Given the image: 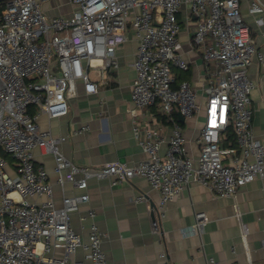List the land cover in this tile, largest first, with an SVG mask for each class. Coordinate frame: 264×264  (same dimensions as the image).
<instances>
[{
  "label": "built area",
  "instance_id": "obj_1",
  "mask_svg": "<svg viewBox=\"0 0 264 264\" xmlns=\"http://www.w3.org/2000/svg\"><path fill=\"white\" fill-rule=\"evenodd\" d=\"M242 1L74 0L78 8L71 16H50L38 0L6 1L0 14V264H84L75 257L79 247L90 264H107L105 232L96 210L81 216L90 220L87 241L71 223L72 213L90 200L87 189L93 178L115 185L146 177L160 193L153 208V232H160L167 204L191 182L230 197L255 178L264 179V140L253 133L254 82L248 73L254 57L263 61L264 53L251 36ZM185 4L197 18L194 42L214 67L202 96L188 80L177 84L174 73L175 67H189L178 50V16ZM246 9L262 24L264 0H249ZM129 23L140 42L130 112L134 134L147 156L136 162L77 164L62 150L67 137L42 129L38 118L66 114L80 87L86 94L98 92L91 75L118 69L116 51L128 39ZM156 103L169 116L174 110L184 117L203 114L197 157L177 122L165 154L160 153L166 140L163 126L148 122L140 112ZM32 105L37 107L33 113ZM228 126L236 134L235 145L224 144ZM36 148L54 156L58 184L64 188L72 182L84 191L64 194L58 206L50 173L35 163ZM146 199L145 194L136 197ZM207 221L205 211H196L183 233L201 236ZM162 257L159 264H170L166 252Z\"/></svg>",
  "mask_w": 264,
  "mask_h": 264
},
{
  "label": "crops",
  "instance_id": "obj_2",
  "mask_svg": "<svg viewBox=\"0 0 264 264\" xmlns=\"http://www.w3.org/2000/svg\"><path fill=\"white\" fill-rule=\"evenodd\" d=\"M38 1L50 16H71L78 8L74 0ZM248 1H242L243 15L251 36L264 53V17L262 24H258L247 12ZM178 18L181 24L178 50L189 67L187 70L174 68L176 83L188 80L202 96L214 67L205 60L202 50L194 42L197 18L190 12L188 4L181 8ZM127 35V41L116 51L118 69L103 70L101 75H94L98 92L86 94L80 87L78 96L70 100L66 114L56 117L41 114L38 118L42 129L51 130L55 136L67 137L62 150L77 164L99 166L116 160L136 162L147 156L134 134L130 112L134 106L132 84L136 76L133 64L140 45L130 23ZM248 73L254 82L251 93L253 133L257 139L264 140V60L254 57ZM36 110L35 105L30 107L31 113ZM140 112L148 122L163 126L166 140L160 149L162 155L176 122L182 128L190 152L196 157L199 155L198 136L205 119L203 114L182 117L174 110L169 116L163 114L158 103L144 107ZM174 112L178 113L179 119ZM163 115L166 117L162 118ZM84 125H89V129L74 133ZM34 158L37 165L44 166L50 173L58 206L62 205L64 194L84 191L72 182H66L64 188L57 183L51 153L36 148ZM8 160L12 162V159ZM87 191L90 200L81 203L79 210L72 213L71 223L87 241L90 220L82 221L81 216L90 208L96 210L97 223L105 232L103 249L107 264H159L164 260V252L170 264H214V261L219 264H264V179L260 177L241 186L230 197L219 196L201 184L191 182L167 204L160 232L152 231L153 208L159 203L160 193L146 177L135 176L115 185L106 178H93L89 180ZM140 194H145L147 199L137 201ZM196 211L207 213L204 231L201 236L186 235L183 231L194 222ZM75 257L84 264L91 262L81 247Z\"/></svg>",
  "mask_w": 264,
  "mask_h": 264
},
{
  "label": "trees",
  "instance_id": "obj_3",
  "mask_svg": "<svg viewBox=\"0 0 264 264\" xmlns=\"http://www.w3.org/2000/svg\"><path fill=\"white\" fill-rule=\"evenodd\" d=\"M7 0H0V14H2L4 8H5V3ZM166 115V114H165ZM163 115L162 118H165L166 116ZM174 115H176L175 117L177 119H179L178 113L174 112ZM226 133H227V138L224 141L225 145H235L236 144V134L232 128V126H228L226 129ZM3 155L8 156L6 153L2 152Z\"/></svg>",
  "mask_w": 264,
  "mask_h": 264
},
{
  "label": "rangeland",
  "instance_id": "obj_4",
  "mask_svg": "<svg viewBox=\"0 0 264 264\" xmlns=\"http://www.w3.org/2000/svg\"><path fill=\"white\" fill-rule=\"evenodd\" d=\"M93 79H95L94 75L92 74L91 75ZM8 155V154H7ZM6 157V156H5ZM7 158V157H6ZM7 159H12V157L10 155H8V158Z\"/></svg>",
  "mask_w": 264,
  "mask_h": 264
},
{
  "label": "water",
  "instance_id": "obj_5",
  "mask_svg": "<svg viewBox=\"0 0 264 264\" xmlns=\"http://www.w3.org/2000/svg\"><path fill=\"white\" fill-rule=\"evenodd\" d=\"M182 117H184V116L182 115Z\"/></svg>",
  "mask_w": 264,
  "mask_h": 264
}]
</instances>
